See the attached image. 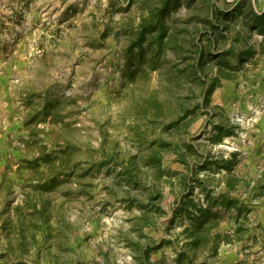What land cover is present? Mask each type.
Listing matches in <instances>:
<instances>
[{"label": "rangeland", "instance_id": "rangeland-1", "mask_svg": "<svg viewBox=\"0 0 264 264\" xmlns=\"http://www.w3.org/2000/svg\"><path fill=\"white\" fill-rule=\"evenodd\" d=\"M160 1L0 0V264H141L144 250L145 264H176L196 207L220 210L221 194L248 212L236 221L222 210L213 232L228 241L194 264H264L262 37L231 25L215 49L230 50L229 77L214 57L202 80H219L202 108L203 82L186 73L196 49L212 51L205 22L235 0H178L163 17L172 39L158 70L144 65L131 81V43ZM186 109L195 116L165 130ZM158 141L195 155L185 166L166 151L161 168L148 167ZM224 167L250 186L229 190Z\"/></svg>", "mask_w": 264, "mask_h": 264}, {"label": "trees", "instance_id": "trees-1", "mask_svg": "<svg viewBox=\"0 0 264 264\" xmlns=\"http://www.w3.org/2000/svg\"><path fill=\"white\" fill-rule=\"evenodd\" d=\"M257 0H235L233 8L227 12H215L211 14V17L208 21L205 22L207 26V31H205V40L210 46L209 49L212 50L210 53H206L202 47L196 49L192 58V66L188 68L189 72H184L187 75H195L198 80L203 82L204 89L202 91L200 100L201 107L206 108L209 106V99L216 85L218 84V77H213L210 80H202L207 75V67L212 63L214 57L217 58V74L222 75L224 78L229 77V70L225 71L223 69L226 66L224 58L230 54L229 49H222L220 53H215V49L219 46L226 44L230 39L231 34V25L234 22H239V25L243 28L245 32L253 33L257 32L263 40L264 43V8L259 14L254 11V5ZM178 0H161L160 6L156 9L151 10V14L148 15V18H143L142 23L139 26V30L135 40L131 43L130 50L134 52L133 61L136 62L137 68L135 70L127 72V77L129 80L134 81V77L139 75L142 67L146 65L151 71H157V64H159L162 53L166 46L170 45V40L172 35L169 33V28L166 27L164 22L165 12H170L171 9H174L177 5ZM235 37L232 41H239L243 38V33L240 29H236ZM147 43V45L145 44ZM144 47H147L148 50L144 51ZM246 50L249 48L246 46ZM217 52V51H216ZM238 61H242V55L239 57ZM228 68V67H227ZM196 111L194 109H186L183 111L181 117L177 118L174 123L168 125L165 130H172L178 124L184 123L183 120L186 118H192L195 116ZM222 130L220 134H222ZM152 145V144H151ZM151 152L144 158V164L146 166H152L154 168H161V153L170 151L173 152L180 164L187 166V156L195 155V150L193 148H185L184 151L179 150V148L171 145L167 142H155L150 148ZM204 162L203 164H207ZM128 165L130 168L128 170V179L135 180L137 176L133 174V166L135 165V159H130ZM227 170L226 177L228 181L225 183L227 188L232 191H239L250 186L249 183H246L244 187L238 188L239 181L233 175L231 167H224ZM161 169H158V176L161 175ZM134 175V176H133ZM53 184V180L40 185L39 187L46 192L50 191ZM199 184V183H198ZM258 190L262 193L264 191V185L260 182L256 186ZM252 186V189L256 188ZM207 200H210V195L206 194ZM216 206L220 207V210L214 211L212 207L199 208L196 207V216H194V222L192 227L189 230H185L187 241L185 244V250L177 255L176 264H194L197 254L201 250H208L212 256H216L217 248L219 242H227L228 237L217 232H213L217 229L221 219V211L231 212L233 211L236 215V221L243 212H248L246 205L243 201L234 200L228 197L227 194H221L216 199ZM191 203V201H189ZM185 211H187V206L182 205ZM244 210V211H243ZM45 207L41 209H36L34 207V212L38 213L40 217H43ZM242 229L239 226H236V230ZM208 247V248H207ZM207 248V249H206ZM148 258V251L144 250L141 256V264H145ZM195 259V260H194Z\"/></svg>", "mask_w": 264, "mask_h": 264}]
</instances>
